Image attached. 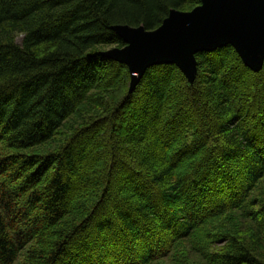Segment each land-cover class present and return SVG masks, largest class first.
I'll return each instance as SVG.
<instances>
[{"label": "trees", "instance_id": "16d2710c", "mask_svg": "<svg viewBox=\"0 0 264 264\" xmlns=\"http://www.w3.org/2000/svg\"><path fill=\"white\" fill-rule=\"evenodd\" d=\"M201 6L0 0V264H264V65L104 56Z\"/></svg>", "mask_w": 264, "mask_h": 264}, {"label": "water", "instance_id": "95a60500", "mask_svg": "<svg viewBox=\"0 0 264 264\" xmlns=\"http://www.w3.org/2000/svg\"><path fill=\"white\" fill-rule=\"evenodd\" d=\"M192 13L174 11L153 32L127 26L115 30L127 42L104 56L127 64L132 90L154 65L176 64L193 82L196 54L232 45L254 71L264 65V0H201Z\"/></svg>", "mask_w": 264, "mask_h": 264}, {"label": "rangeland", "instance_id": "374dc122", "mask_svg": "<svg viewBox=\"0 0 264 264\" xmlns=\"http://www.w3.org/2000/svg\"><path fill=\"white\" fill-rule=\"evenodd\" d=\"M183 13H186V12H183ZM187 13H192V12H187ZM21 41H22V38L19 39V42ZM115 49H118V48H115V47L108 48L105 53L111 52L112 50H115ZM181 259L183 261V264H206L202 257L194 253H190V256L188 258L181 257ZM161 264H176V262L173 260V258H167Z\"/></svg>", "mask_w": 264, "mask_h": 264}]
</instances>
